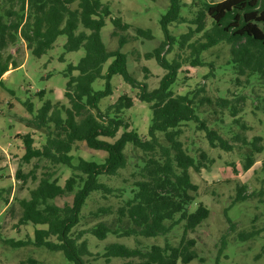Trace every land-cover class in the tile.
Segmentation results:
<instances>
[{
    "label": "trees",
    "instance_id": "obj_1",
    "mask_svg": "<svg viewBox=\"0 0 264 264\" xmlns=\"http://www.w3.org/2000/svg\"><path fill=\"white\" fill-rule=\"evenodd\" d=\"M184 12H192V18L188 19ZM111 14L109 5L102 0H0V85L3 75L19 66L12 52L5 54L18 40L23 41L28 53L36 58L51 49L59 35L66 37L65 52L84 51L78 63L68 65L64 74L67 106L45 101L27 121L32 131L43 133L44 142L36 146L34 132L18 136L24 149L22 161L25 164L32 160L42 162L45 170L40 177H36L34 170L28 174L20 170L15 172L21 185L29 180L37 181L27 198L12 196L9 200L10 190H6V197H1L3 190H0V200L8 209L7 213L17 216V226L35 227L32 237L3 242L15 249L33 246L52 253L60 252L72 264H88V258L94 254L88 249L87 234L98 240L109 235L133 237L134 247L107 243L99 256L105 262L119 258L120 264L203 262L197 253V241L190 234L208 219L209 209L195 199L197 186L191 180L190 170L195 173L209 170L213 159L201 148L192 151L184 146L183 127L193 126L203 131L211 149L229 153L238 145L244 150V171L254 165L255 155L264 152V143L262 136L247 140L242 134L249 129L239 116L243 95L213 98L204 86L183 94L177 93L176 88L182 73L208 65L211 69L208 75L212 74L213 64H205L201 55L219 44L229 48L230 57L225 66L235 75V86H246L251 79L264 84V0H193L190 4L184 0H168L167 9L159 19L163 40L143 55L145 60L154 59L165 71L153 89L138 82L127 70V56L120 48L127 43L125 33L132 27ZM108 18L113 26L111 37L117 38L116 50H108L101 39V30ZM174 24H186L187 31L175 37L170 32ZM134 33V37L152 39L148 29L136 27ZM173 47L187 51V56L176 53L172 59H166L165 52ZM109 59L112 61L103 72V65ZM113 76H120L137 91L134 96L118 95L102 112L101 100L113 94ZM97 79L104 81L101 90L92 87ZM188 79L184 76V80ZM227 93L231 92L227 90ZM44 95L45 91L36 93L40 100ZM136 103H147L151 110L146 135L135 129L128 130L129 125L122 117L123 112ZM23 106L29 114L33 113L30 101ZM207 108L217 125L224 123L223 114L227 112L231 123L240 129L233 133L232 140L202 118ZM119 129L122 132L113 142L103 139L115 138ZM79 142L89 149L105 152L103 161L74 158L71 152ZM127 148L130 155L136 157L135 167L129 177L122 180V186L113 188L105 179L116 177L127 168ZM62 167L70 172L63 184L60 183ZM114 192L120 201L115 210L108 206L92 212L95 218L110 216L109 220H99L90 228L75 232L88 198L93 193L106 198ZM245 193V186L237 187L232 205L244 202L248 197ZM65 197H71V201L63 205L55 203L56 199ZM225 218L233 227L232 221ZM155 237H161L162 244L146 246L142 243V240ZM258 237L259 230L237 234L240 242ZM220 243L224 249V238ZM263 257L264 245L254 262ZM38 263L30 257L17 264ZM215 264H218L217 259Z\"/></svg>",
    "mask_w": 264,
    "mask_h": 264
},
{
    "label": "rangeland",
    "instance_id": "obj_2",
    "mask_svg": "<svg viewBox=\"0 0 264 264\" xmlns=\"http://www.w3.org/2000/svg\"><path fill=\"white\" fill-rule=\"evenodd\" d=\"M102 1L109 5L111 17H120L124 23L132 27L125 33L126 38H128L127 43L120 48V51L127 56V70L138 82L146 83L148 89L157 87L165 71L159 67L154 59L145 60L143 55L158 47L163 40L159 19L167 9L168 0ZM192 1L184 0L187 4L192 3ZM205 1L218 2L221 0ZM74 6L75 4L72 5V7ZM184 14L188 19L192 18V12H184ZM185 25H172L170 27L171 34L178 37L186 32ZM136 27L148 29L152 39L134 37V28ZM112 31L113 26L110 23V18H108L101 30V39L108 50L118 49L117 38L111 37ZM65 41V35H59L51 49L39 58L28 53L25 43L21 40H18L14 46H10L5 51V54L13 53V58L19 66L4 74L2 85H0V190H3L1 197H6L8 194L6 190H10L9 200L12 199V196L27 198L28 191L35 187L37 181L29 180L26 184L21 185V181L15 178L17 170L23 174H28L30 170H34L36 177H40L41 172L45 170L42 168V162L32 160L25 164L22 161L24 149L22 140L18 136L34 132L35 145H41L44 142L43 133L32 131L26 125L27 121L35 115L36 110L45 101H50L53 104L59 102L67 106L64 97L67 78L64 77V74L68 65L74 66L78 63L84 55V51L80 49L76 52H65L63 49ZM228 49L227 45L219 44L205 51L201 58L205 64L210 62L213 64L212 74L208 75L211 70L208 65L182 73L179 76L176 92L183 94L204 86L207 94L213 98L226 95L236 98V95H243L244 101L239 104L241 107L239 116L249 129L242 134L247 137V140H251L254 136H262L264 143V84H258L256 80L251 79L246 86H235L233 82L235 75L225 66L230 57ZM176 53H181L182 57L188 54L185 50L179 51L173 47L170 52H165V57L170 60ZM111 61L112 59H109L103 65V72ZM73 74L76 75L77 72H73ZM184 76L189 79L184 80ZM103 84V80L97 79L93 82L92 87L94 90H101ZM111 84L113 94L102 99L99 104L102 112L114 102L118 95L134 96L137 91L126 84L120 76H113ZM227 90L231 93H227ZM38 91H45L42 100L36 96ZM27 101L33 105L32 114H29L23 106V103ZM223 115L224 123L218 125L214 123L209 108L203 113L202 118H205L208 124H213L224 136L232 140L233 133L240 129L231 123L227 112ZM122 117L129 125L128 130L135 129L141 135L147 134L151 121V110L147 103H136L131 109L125 110ZM121 132L122 129H119L113 139H103L113 142ZM181 140L187 149L194 151L201 148L207 151L210 158L213 159L209 170L203 169L200 173L190 170L191 180L197 186L195 199L209 209V217L193 234H190V237L197 241V253L203 262L194 260L189 264H215L216 259L218 264H264V257L254 262V257L264 245V152L255 155L254 165L244 171L242 169V151L244 150L238 148V145H235V149L229 153L217 148L211 149L204 138V132L196 130L193 126L183 127ZM71 154L74 158L95 160L99 163L106 156L105 152L89 149L81 142L75 144ZM126 154L129 161L127 168L121 170L118 176L105 179V182L113 188L122 186V180L129 177L135 167L136 157L133 154L130 155L129 148H127ZM60 169V183L63 184L70 172L63 167ZM239 186L246 187L245 194L248 197L244 202L232 205L236 196V189ZM115 194L116 192L106 195L104 198L100 193H93L81 210L83 218L75 232L86 230L99 220H109L110 216L105 219L95 218L92 212H95L97 208L108 206L115 210L120 205ZM70 201L71 197H65L56 199L55 203L63 205ZM14 204L15 207L18 206L16 202ZM7 212L8 209H5L0 200V239H2V242L0 241V264H17L19 261H25L30 257L36 259L38 264H72L66 261L60 252L52 253L33 246L15 249L5 244L3 240L6 239L22 240L26 239L27 236L32 237L35 228L31 225L17 226V216H9ZM225 216L232 221L233 227H230L231 224L227 222ZM251 230H259V237L256 240L246 242L238 240V232ZM223 238L225 247L221 249L220 242ZM85 239L88 242L89 251L94 254V257L88 258V264H120L121 259L119 258H112L109 262H105L99 256L107 243L116 242L124 244L128 248L134 247L133 237L116 238L109 235L104 240H98L87 234ZM142 243L146 246L162 244V238H148L142 240ZM219 249H221L220 254H218Z\"/></svg>",
    "mask_w": 264,
    "mask_h": 264
}]
</instances>
